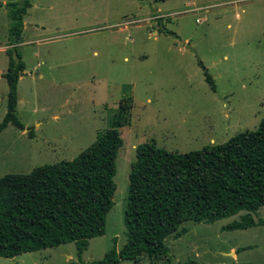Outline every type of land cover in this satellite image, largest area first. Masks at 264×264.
<instances>
[{"label": "rangeland", "instance_id": "obj_1", "mask_svg": "<svg viewBox=\"0 0 264 264\" xmlns=\"http://www.w3.org/2000/svg\"><path fill=\"white\" fill-rule=\"evenodd\" d=\"M0 0V70L10 20ZM12 1V0H11ZM18 51L25 66L16 115L22 130L0 133V177L70 161L111 127L124 105L105 233L89 241L83 264L126 242L123 212L135 148L154 140L187 153L254 131L264 119V0H30ZM199 19L200 22H196ZM212 77L215 90L205 81ZM41 76V77H39ZM7 85L0 82V121ZM241 212L212 224L185 222L165 239L169 262L119 264H264V224L227 231ZM264 221V206L253 214ZM77 262L73 243L0 264Z\"/></svg>", "mask_w": 264, "mask_h": 264}, {"label": "trees", "instance_id": "obj_2", "mask_svg": "<svg viewBox=\"0 0 264 264\" xmlns=\"http://www.w3.org/2000/svg\"><path fill=\"white\" fill-rule=\"evenodd\" d=\"M8 65L2 75L7 84L6 112L0 133L8 125L22 130L16 115L18 80L24 64L18 51L23 17L30 0L6 3ZM206 83L212 77L201 62ZM125 107L119 104L111 127L99 133L87 148L70 161L46 164L26 174L0 177V258L12 259L73 243L77 262L89 241L105 233L106 217L116 190V158L122 139ZM128 193L123 212L126 242L117 251L116 239L103 258L91 264L169 262L165 239L187 233L185 222L212 224L244 212L224 230H245L264 224L253 214L264 206V119L254 131L240 132L227 142L179 154L154 140L135 148L130 164ZM179 264H198L188 259Z\"/></svg>", "mask_w": 264, "mask_h": 264}, {"label": "crops", "instance_id": "obj_3", "mask_svg": "<svg viewBox=\"0 0 264 264\" xmlns=\"http://www.w3.org/2000/svg\"><path fill=\"white\" fill-rule=\"evenodd\" d=\"M7 2V1H6ZM6 5V4H5ZM30 8H31V6H30ZM29 8V9H30ZM6 11H7V9H6ZM28 11V10H27ZM6 14H7V12H6ZM26 14H27V12H26ZM26 16V15H25ZM25 16L23 17V28H25V21H24V18H25ZM196 22L198 23V22H200V20L199 19H196ZM9 28V27H8ZM23 28H22V32H23ZM21 38H22V36H21ZM19 46V45H18ZM8 30H7V46H3V47H1V52L2 53H4L5 55H6V50L8 49ZM6 57H7V55H6ZM7 65H8V57H7ZM7 65H6V68L4 69H1L0 70V82H2L3 80H5L3 77H2V75L6 72V69H7ZM24 70H25V66H24ZM24 70L20 73V75H19V80H18V83L24 78ZM39 77H41V76H39ZM6 82V81H5ZM7 85V84H6ZM6 100H7V93H6ZM17 104H18V101H17ZM6 112V111H5ZM5 115V114H4ZM2 120V119H1ZM9 126V125H8ZM7 126V127H8ZM12 126V125H11ZM17 129V128H16Z\"/></svg>", "mask_w": 264, "mask_h": 264}]
</instances>
